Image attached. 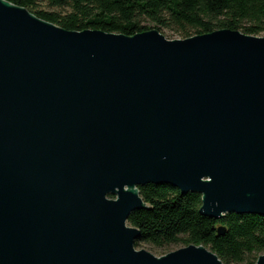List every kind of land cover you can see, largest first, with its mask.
I'll return each mask as SVG.
<instances>
[{
    "label": "water",
    "instance_id": "1",
    "mask_svg": "<svg viewBox=\"0 0 264 264\" xmlns=\"http://www.w3.org/2000/svg\"><path fill=\"white\" fill-rule=\"evenodd\" d=\"M148 183L264 216V36L70 31L0 0V264H224L135 248Z\"/></svg>",
    "mask_w": 264,
    "mask_h": 264
},
{
    "label": "trees",
    "instance_id": "2",
    "mask_svg": "<svg viewBox=\"0 0 264 264\" xmlns=\"http://www.w3.org/2000/svg\"><path fill=\"white\" fill-rule=\"evenodd\" d=\"M66 30H102L132 36L150 29L181 38L218 29L264 35V0H6ZM149 23L151 24L149 26ZM148 206L131 212L127 223L140 230L135 248L173 244L205 246L224 264H255L264 254V216L199 213L201 195L169 185L138 187ZM226 229L217 236L216 228Z\"/></svg>",
    "mask_w": 264,
    "mask_h": 264
},
{
    "label": "rangeland",
    "instance_id": "3",
    "mask_svg": "<svg viewBox=\"0 0 264 264\" xmlns=\"http://www.w3.org/2000/svg\"><path fill=\"white\" fill-rule=\"evenodd\" d=\"M150 25L151 24L149 23V26ZM161 33L165 36V38H167L169 40L183 39V38L179 37L178 35L174 34L172 31L167 30V29L163 30V32H161ZM191 34H192L191 36L196 35V34H194V32H191ZM181 247H183L181 244H173V245L162 247V248H154L150 245H142L140 248H136V249H145V250L151 252L152 254H154L155 256H161V255H164V254L169 253L171 251H174L176 249H179Z\"/></svg>",
    "mask_w": 264,
    "mask_h": 264
}]
</instances>
